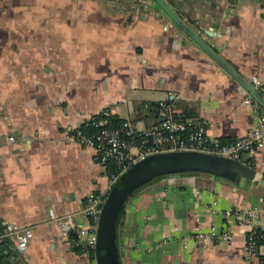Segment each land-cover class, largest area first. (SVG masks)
<instances>
[{"label": "crops", "instance_id": "0c3cea01", "mask_svg": "<svg viewBox=\"0 0 264 264\" xmlns=\"http://www.w3.org/2000/svg\"><path fill=\"white\" fill-rule=\"evenodd\" d=\"M165 1L264 99V0ZM169 93L176 115L207 121L223 144L264 111L155 0H0V233L33 232L24 250L4 237L5 264H96L51 215L80 212L89 194L109 191L111 172L66 135L88 134L106 109L149 128ZM255 160H239L257 173L244 186L193 173L140 188L119 222L121 263L244 264L248 233L264 237V145ZM212 230L234 237H194Z\"/></svg>", "mask_w": 264, "mask_h": 264}, {"label": "built area", "instance_id": "2783aa9c", "mask_svg": "<svg viewBox=\"0 0 264 264\" xmlns=\"http://www.w3.org/2000/svg\"><path fill=\"white\" fill-rule=\"evenodd\" d=\"M254 84L258 88L262 87L261 80L257 78H254ZM251 99L252 97L246 102L250 103ZM176 100L175 93H169L166 99L161 100L159 102L161 120L141 131L127 120L122 125L115 126L110 120L112 112L106 109L99 117L94 118L92 123L94 132L86 134L81 129H76L66 135L68 140L93 150L100 163L115 164V172L109 179V191L89 194L84 208L78 213L62 217H55L54 213L51 215L53 220L58 222L65 237L75 235L74 243L77 246L87 251L95 250L99 219L109 192L123 173L148 156L174 151H195L241 160L244 153H247L254 159L252 165L256 164V151L264 145V111L260 113L258 125L251 129L247 136L230 144H223L209 137L207 121L200 117L176 115L174 112ZM11 139L14 140V137ZM78 214L84 220L81 223L76 221ZM229 215L232 213L229 212ZM32 233L31 227L18 228L8 225L6 232L0 233V242L4 237L12 236L17 240L19 248L24 250L28 247ZM194 237L207 243L213 240L230 241L234 236L232 232L217 233L212 230L209 234L197 233ZM0 264H5L1 254ZM244 264H264L257 230H252L247 235Z\"/></svg>", "mask_w": 264, "mask_h": 264}, {"label": "water", "instance_id": "95a60500", "mask_svg": "<svg viewBox=\"0 0 264 264\" xmlns=\"http://www.w3.org/2000/svg\"><path fill=\"white\" fill-rule=\"evenodd\" d=\"M155 1L264 107L262 96L251 85L244 83L236 71L211 49L199 33L181 19L165 0ZM193 173L213 175L235 181L241 186L255 179L257 174L255 169L239 160L195 151L159 153L139 161L121 175L120 186L115 185L111 189L103 204L97 229L96 264H122L118 247V227L125 206L135 192L158 177H168L174 181L185 174Z\"/></svg>", "mask_w": 264, "mask_h": 264}, {"label": "trees", "instance_id": "16d2710c", "mask_svg": "<svg viewBox=\"0 0 264 264\" xmlns=\"http://www.w3.org/2000/svg\"><path fill=\"white\" fill-rule=\"evenodd\" d=\"M157 107H158V110H159V113H160V112H161V109H160L159 103H158ZM183 117H190V116H183ZM110 120H111V122H112L115 126H120V125H122L123 122H124V120H120V119H118V118L115 117V116H112V117L110 118ZM92 123H93V122H92ZM92 123L90 122V125L88 126V129H89V130H87V131H88L89 133H92V132L95 131L94 126H93ZM89 133H88V134H89ZM108 165H109V170H110V172H111L110 174H113V173L115 172V164H114L113 162H110V163H108ZM115 185L120 186V182H119V180L116 182ZM257 233H258V236H259V245L262 246V245L264 244V237H263V234H262L261 231H257ZM71 239H75V235H72V236H71ZM77 249H84V250H86V249L83 248V247H77ZM89 252H90V254H91V258H92V259H95V251H94V250H91V251H89Z\"/></svg>", "mask_w": 264, "mask_h": 264}]
</instances>
